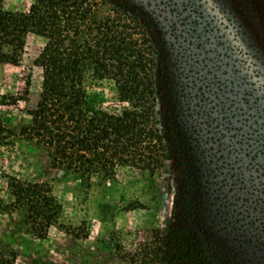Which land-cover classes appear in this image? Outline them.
<instances>
[{"label":"trees","instance_id":"1","mask_svg":"<svg viewBox=\"0 0 264 264\" xmlns=\"http://www.w3.org/2000/svg\"><path fill=\"white\" fill-rule=\"evenodd\" d=\"M0 0L1 52L44 39L41 92L22 135L85 182L117 168L172 163L174 222L143 243L136 264H264V0H126L103 16L92 0ZM88 79L113 81L130 108L91 101ZM9 130L0 121V146ZM31 235L44 240L62 207L47 185L11 184Z\"/></svg>","mask_w":264,"mask_h":264},{"label":"rangeland","instance_id":"2","mask_svg":"<svg viewBox=\"0 0 264 264\" xmlns=\"http://www.w3.org/2000/svg\"><path fill=\"white\" fill-rule=\"evenodd\" d=\"M126 0H92L93 15L103 16ZM35 0H3V10L25 14ZM43 38L30 32L1 52L17 63L0 64V121L9 130L0 146V264H136L143 243L175 219L179 174L172 163L153 171L117 168L113 180L79 176L53 165L52 150L21 134L31 123L41 92L42 71L35 65ZM91 101L119 114L130 106L119 100L111 80L88 79ZM47 185L62 210L44 240L31 235L23 210L15 206L11 184Z\"/></svg>","mask_w":264,"mask_h":264}]
</instances>
